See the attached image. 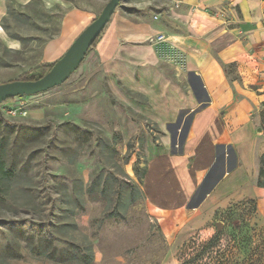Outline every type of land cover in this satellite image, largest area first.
Here are the masks:
<instances>
[{
	"label": "rangeland",
	"instance_id": "obj_1",
	"mask_svg": "<svg viewBox=\"0 0 264 264\" xmlns=\"http://www.w3.org/2000/svg\"><path fill=\"white\" fill-rule=\"evenodd\" d=\"M108 1L0 0V83L37 76L66 14L95 19ZM118 105L88 53L62 85L0 105V264H264L262 116L218 149L186 207L156 214L134 171L161 134L129 111L127 132Z\"/></svg>",
	"mask_w": 264,
	"mask_h": 264
},
{
	"label": "crops",
	"instance_id": "obj_2",
	"mask_svg": "<svg viewBox=\"0 0 264 264\" xmlns=\"http://www.w3.org/2000/svg\"><path fill=\"white\" fill-rule=\"evenodd\" d=\"M65 18L50 43L52 62L94 15L72 10ZM157 33L165 39L149 42ZM88 55L122 127L138 129L129 111L161 134L141 186L156 214L186 207L218 149L252 118L264 119V0H122Z\"/></svg>",
	"mask_w": 264,
	"mask_h": 264
},
{
	"label": "water",
	"instance_id": "obj_3",
	"mask_svg": "<svg viewBox=\"0 0 264 264\" xmlns=\"http://www.w3.org/2000/svg\"><path fill=\"white\" fill-rule=\"evenodd\" d=\"M122 0H109L100 14L73 40L50 71L35 81L13 80L0 83V105L14 98L37 95L62 85L78 69L86 54L99 38ZM219 227V224L217 225Z\"/></svg>",
	"mask_w": 264,
	"mask_h": 264
},
{
	"label": "trees",
	"instance_id": "obj_4",
	"mask_svg": "<svg viewBox=\"0 0 264 264\" xmlns=\"http://www.w3.org/2000/svg\"><path fill=\"white\" fill-rule=\"evenodd\" d=\"M96 42H97V40L93 43L91 48L96 44ZM91 48L89 49V51L91 50ZM52 65H53V63L39 65L36 68V71L38 72L37 76H29V75L26 74V75H23L21 78H19V80H21V81H35V80L41 78L42 76H44L46 73H48L50 71ZM10 100H12V99H10ZM8 101H6V102H8ZM260 162H261L262 166H261V168L259 169V172H258V177H257V180H256V187L264 188V154H262ZM3 166H4L3 163L0 161V174L1 175H6V172L4 171V167ZM134 173H135L137 179L141 182L142 178H143V175H144V172L141 175H139L137 173V171H134ZM83 258L85 260H87V261L89 260L88 255H84Z\"/></svg>",
	"mask_w": 264,
	"mask_h": 264
},
{
	"label": "built area",
	"instance_id": "obj_5",
	"mask_svg": "<svg viewBox=\"0 0 264 264\" xmlns=\"http://www.w3.org/2000/svg\"><path fill=\"white\" fill-rule=\"evenodd\" d=\"M164 39L165 38L161 33H157V34L152 35L149 38V42L163 41ZM5 112L9 117H12V118H25L27 116V111H25L23 108L19 106L18 107L10 106L7 108Z\"/></svg>",
	"mask_w": 264,
	"mask_h": 264
},
{
	"label": "bare ground",
	"instance_id": "obj_6",
	"mask_svg": "<svg viewBox=\"0 0 264 264\" xmlns=\"http://www.w3.org/2000/svg\"><path fill=\"white\" fill-rule=\"evenodd\" d=\"M219 227H220V224H219Z\"/></svg>",
	"mask_w": 264,
	"mask_h": 264
}]
</instances>
